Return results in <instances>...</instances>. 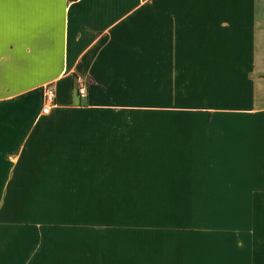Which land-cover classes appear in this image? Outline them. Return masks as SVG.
Segmentation results:
<instances>
[{"label": "crops", "instance_id": "obj_1", "mask_svg": "<svg viewBox=\"0 0 264 264\" xmlns=\"http://www.w3.org/2000/svg\"><path fill=\"white\" fill-rule=\"evenodd\" d=\"M65 197L189 199L157 257L83 262L264 264V0H0V264Z\"/></svg>", "mask_w": 264, "mask_h": 264}, {"label": "rangeland", "instance_id": "obj_2", "mask_svg": "<svg viewBox=\"0 0 264 264\" xmlns=\"http://www.w3.org/2000/svg\"><path fill=\"white\" fill-rule=\"evenodd\" d=\"M208 201L211 210L194 214L197 225L240 224L237 219L216 212L223 199ZM188 204V198L40 199L37 248L35 251L32 245L31 264L99 263L83 262L79 257H157V246L152 245L158 239L174 237V225L188 224L193 216Z\"/></svg>", "mask_w": 264, "mask_h": 264}, {"label": "built area", "instance_id": "obj_3", "mask_svg": "<svg viewBox=\"0 0 264 264\" xmlns=\"http://www.w3.org/2000/svg\"><path fill=\"white\" fill-rule=\"evenodd\" d=\"M77 93L81 98L87 96V83L86 80L80 79L77 83ZM56 92L53 86L44 87L43 91V106L42 113L48 114L52 106L55 104Z\"/></svg>", "mask_w": 264, "mask_h": 264}]
</instances>
